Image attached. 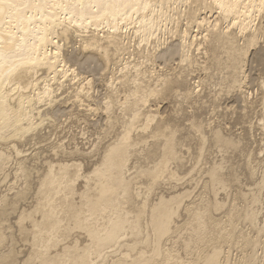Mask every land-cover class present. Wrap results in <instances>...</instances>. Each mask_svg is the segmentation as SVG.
I'll return each instance as SVG.
<instances>
[{
    "label": "bare ground",
    "instance_id": "bare-ground-1",
    "mask_svg": "<svg viewBox=\"0 0 264 264\" xmlns=\"http://www.w3.org/2000/svg\"><path fill=\"white\" fill-rule=\"evenodd\" d=\"M251 113L264 0H0V264H264Z\"/></svg>",
    "mask_w": 264,
    "mask_h": 264
},
{
    "label": "rangeland",
    "instance_id": "rangeland-1",
    "mask_svg": "<svg viewBox=\"0 0 264 264\" xmlns=\"http://www.w3.org/2000/svg\"><path fill=\"white\" fill-rule=\"evenodd\" d=\"M257 67H255L254 69H253V71H248L247 70V72H246V75H247V80L245 81V83H247L248 85L247 86H249L250 85V83H248V79H249V81H250V79L252 78V79H254V83L255 84H259V82L260 81H258V74H259V72L257 71L258 70V68L256 69ZM253 72V73H252ZM257 76V77H256ZM254 77V78H253ZM256 78V79H255ZM253 83V84H254ZM206 84H208V86H210V83L209 82H207ZM253 84H252V86H253ZM254 84V86H253V88H255L256 89V85ZM225 85H223V84H221V86L219 87V86H216L215 88H211V87H208V90H210L209 92H211V93H213V91H214V94H218L219 92V94L222 96H220V95H218L217 97H216V95H211V93H208V90L206 91V93H207V96H209L210 97V95H211V99L214 101L215 100V102L217 103L216 104V106L218 105V103H219V105H218V107H217V109L218 108H220L219 110H218V113L220 112V113H222V111H221V109H224L225 107V104L227 105L228 104V106H226V110H227V107H230V105H231V103H232V99L230 100V101H224L223 99H224V97L225 96H223V94H224V92H226V89L225 88H223V89H225L224 91H223V94H222V88L221 87H224ZM252 86L250 85V89L252 88ZM218 87L219 88H221V89H218ZM218 90H217V89ZM207 89V87L205 88V90ZM214 89V90H213ZM255 89H253V90H255ZM218 92V93H217ZM204 93H205V91H204ZM204 93H202V94H204ZM208 94H210V95H208ZM237 94V96L236 97H238L239 96V93H234V95H236ZM225 95V94H224ZM213 96H215L216 97V99H215V97H213ZM209 97H207V98H209ZM221 97V98H220ZM209 98V99H210ZM214 98V99H213ZM219 98V99H218ZM223 98V99H222ZM241 97H239V105H238V107H237V103H235V104H233L234 106L233 107H236V108H234V111H236V109L238 108V111L240 110L239 108H241V110H242V101H240V100H242V98L240 99ZM210 99V100H211ZM206 100V99H205ZM211 100V101H212ZM219 100H221V101H219ZM210 101V102H211ZM219 101V102H218ZM214 102V103H215ZM223 102V103H222ZM241 102V103H240ZM225 103V104H224ZM230 103V104H229ZM208 104V103H207ZM207 104L205 103V105L207 106ZM204 105V104H203ZM203 105L201 106V107H203ZM224 105V106H223ZM160 106H162V105H160ZM241 106V107H240ZM165 107H166V105L163 107V108H161V109H163V110H165V112L163 111L162 113H165V115H168L169 114V111H170V113H172V114H170V115H172L173 117L175 116L174 114H175V112H177V110H178V108L177 107H175L174 108V106H172V108H173V110H175V109H177L176 111H173V112H171V110H172V108L171 107H169V110L168 109H165ZM205 107V106H204ZM222 107V108H221ZM232 107V108H233ZM197 108H198V105H197ZM44 109V108H43ZM161 109H159V112H161ZM182 110V111H181ZM181 110H178V115H176L175 117L176 118H181V116H182V114H186V113H184V112H187L188 114H189V112H191L192 110H190V109H187V108H185V107H183V108H181ZM183 110H184V112H183ZM185 110H187V111H185ZM190 110V111H189ZM203 110H205L204 108L202 109V111H201V108H200V111L198 110V112L202 115L203 114V118L204 117H206V114H204V111ZM180 111L181 112H183V113H181V115L179 116V114H180ZM189 111V112H188ZM216 112H217V110H216ZM224 113H226L229 117H230V115H231V112H230V110H227V112L226 111H223ZM257 111L255 110V113H256ZM168 113V114H167ZM228 113H230V114H228ZM253 115V116H252ZM255 115H256V117H255ZM254 115V113H251V115H248V118H250L249 120H248V118H246V119H243V120H241L237 125H235L233 122H231L232 120H230V122L232 123H229L230 124V133L232 134V132H233V135H235V136H237V135H239L240 134V136L244 139L243 141H244V145H247V146H245V152H247V154H248V156H247V158H246V156H244L247 160H245L244 159V157H241V155H239L238 156V154H236V156L234 157V158H232V160H231V162H229L230 163V165L232 166V165H235L237 168H235V166H232L233 167V169H235V175L236 176H239V181H241L242 183H243V185H242V183L240 184L241 185V188L242 189H244V185H245V189L244 190H249L250 191V189L253 191L254 189H257V186L255 185L257 182H258V178L260 177V175H259V173H261L262 171H263V169H264V129H262L261 127H262V123H260V122H258L259 120H257V119H259V118H257V117H259V115L258 114H255ZM251 116V117H250ZM208 117V116H207ZM252 118V119H251ZM254 119V120H253ZM178 120V119H177ZM180 120V119H179ZM178 120V121H179ZM244 121V122H243ZM246 121V122H245ZM249 121V122H248ZM244 123V124H243ZM259 123V124H258ZM241 124V125H240ZM232 125V126H231ZM246 125V126H245ZM248 125V126H247ZM251 125V126H250ZM240 126H241V128H240ZM258 126V127H257ZM232 127L234 128V129H232ZM238 127V128H237ZM252 127V128H251ZM225 128H227V127H225ZM243 128H245V129H243ZM263 130H261V129ZM232 129V130H231ZM243 129V130H242ZM235 130H236V132H235ZM241 132H240V131ZM232 131V132H231ZM238 131V132H237ZM240 132V133H239ZM246 132V133H245ZM244 133V134H243ZM257 135V136H256ZM245 143H247V144H245ZM254 143V144H253ZM251 144V145H250ZM256 144V145H255ZM247 150V151H246ZM260 150V151H259ZM191 153V152H190ZM251 153V154H250ZM246 154V155H247ZM252 157V158H251ZM238 158V159H237ZM241 158H243L242 159V161H240L241 160ZM211 159V158H210ZM233 159H235V160H233ZM251 159V160H250ZM186 160V159H185ZM239 160V161H238ZM246 161H248L249 162V165H251L252 166V169H253V171L255 172H253L254 173V175H253V177H255V182H253V177H249V175H248V173H250V171H252V170H250L249 171V169L247 168V167H250L248 164H247V162ZM234 162V163H233ZM239 162V163H238ZM241 163H243L244 165H242ZM251 163V164H250ZM253 163V164H252ZM263 163V164H262ZM246 164V165H245ZM238 165H240V167L241 166H245V168L244 167H241V169L239 168V166ZM247 166V167H246ZM255 167V168H254ZM239 168V169H238ZM243 168V169H242ZM248 171H247V170ZM239 170V171H238ZM241 170H243V171H245L244 173H243V171H241ZM238 173V174H237ZM241 175V176H240ZM247 176H248V178H247ZM259 176V177H258ZM242 177H244V179H242ZM243 180V181H242ZM252 180V181H251ZM257 180V181H256ZM245 181V182H244ZM247 184V185H246ZM247 187V188H246ZM250 187V189H248ZM252 187H254V188H252ZM263 190V191H262ZM262 190H260L259 191V203L255 206L256 207V213H257V221L260 223V225L262 226L263 224V221L262 220H264L263 218H264V188L262 189ZM255 191V190H254ZM260 194H262V195H260ZM258 205L259 206H261V207H259L258 208ZM263 210V211H262ZM258 211V212H257ZM261 211H262V213H261ZM260 212V213H259ZM260 219V220H259ZM246 229H250L249 231L248 230H246V231H248V232H250L252 229L251 228H249V227H246ZM245 230V229H244ZM253 231H251L250 233H252ZM15 236V235H14ZM263 236V237H262ZM15 237H18V235H16ZM259 238H261V239H259V241L261 242V241H264L263 239H264V235H260V237ZM83 239H84V235L82 234V237H80V242H83ZM259 242V244H258V246H259V248H258V246H257V249H259V250H257V254H258V256L260 255V253H261V251H262V249H260V248H263L262 246L264 245V242H261L260 243ZM60 244V243H59ZM28 245H30V242L29 241H27V242H24V241H20L19 243H17V249H18V251H19V253H18V261L16 262V264H20V262H21V259H26V257L28 256V254H29V250H28ZM262 245V246H261ZM261 246V247H260ZM59 247V246H58ZM58 247H55V248H51V251H56L57 249H58ZM225 249H227V250H225ZM224 250L228 253L229 252V254H228V256L229 257H231L230 259H231V261H233L236 257H237V255H238V250H236V248H231V250H230V248H228V247H226ZM229 250V251H228ZM233 250V251H232ZM237 251V252H236ZM260 252V253H259ZM235 253H236V255H235ZM232 255H234V259H233V256ZM32 264H37L36 262H33Z\"/></svg>",
    "mask_w": 264,
    "mask_h": 264
}]
</instances>
